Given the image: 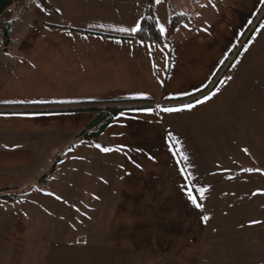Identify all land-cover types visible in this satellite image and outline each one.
Here are the masks:
<instances>
[{
    "label": "crops",
    "instance_id": "1",
    "mask_svg": "<svg viewBox=\"0 0 264 264\" xmlns=\"http://www.w3.org/2000/svg\"><path fill=\"white\" fill-rule=\"evenodd\" d=\"M178 1L153 2L162 45L130 40L144 15L141 2L45 0L52 13L35 0L12 7L9 43L0 45V190L17 197L0 199V264H89L91 232L103 252L149 264H264V168L227 165L219 156L245 147L229 130L264 118V18L213 84L264 0H188L185 9ZM176 15L189 19L169 37ZM100 102L152 107L123 111L86 140L81 132L96 114L81 105ZM75 140L81 149L57 152ZM51 154L59 160L53 177L60 180L65 168L71 188L55 184L50 199L37 198L32 184ZM90 174L104 180L97 190L75 182ZM107 176L116 183L110 199ZM57 208L77 217L56 228L81 240L76 250L49 238ZM40 214L51 224L43 235Z\"/></svg>",
    "mask_w": 264,
    "mask_h": 264
},
{
    "label": "rangeland",
    "instance_id": "2",
    "mask_svg": "<svg viewBox=\"0 0 264 264\" xmlns=\"http://www.w3.org/2000/svg\"><path fill=\"white\" fill-rule=\"evenodd\" d=\"M190 4L191 3L188 0H180L177 3L178 6H180V7L182 6L184 9L188 8V6ZM263 18H264V5L261 8V11H260L258 18L254 22V24H252L248 33L253 32V30L256 27L257 22L259 24ZM262 22H264V19ZM16 24L17 25L14 27V30H15V32H19L21 30V25L18 24L17 22H16ZM0 36H1V33H0ZM247 36H248V34H247ZM259 43H260V48H263L261 50V52H262V54H264V32L259 39ZM252 44H254V43L252 42L250 44L247 51L252 50ZM0 45H2L1 40H0ZM252 52H253V50H252ZM250 55L253 56V53H251ZM242 58L243 57L241 55L238 58V61L234 62V66L232 67L233 71L236 69V66H239L243 63ZM253 62L255 63V66L256 65L258 66V63H256L257 62L256 59L255 60L251 59L250 66H249L250 69H252ZM259 70L261 73L264 74V59H262L260 61ZM257 116H256V118H253L251 116V119L249 121L248 126H246V125L242 126L241 125L240 128H237L233 132L232 131L230 132V130H229L230 135H232L237 141L244 143V144L239 143V145H245V147L241 150H239V149L236 150L234 148L233 149L225 148V150H223L221 153L219 152L220 159H222V161H225L227 163V165L229 162L235 161V162L241 163L242 165H247L249 167H254V165L258 164L260 167L264 168V120H262L264 118L261 119V117H257ZM257 121L259 122L258 125H257V123H258ZM258 133H260V134L257 136ZM58 147L59 148H57V152H59L60 154H62L64 151H67L69 149H73V150L77 151V150L82 148V146L76 140L72 141L71 143L67 144L66 146L59 145ZM48 160H50V166H48V168L44 167L45 171H47V172L45 174L41 175L37 179V182H36L37 184H32V185H36L35 186L36 191L33 190L35 192H33L32 195L36 196L37 198L50 199V196H49L50 190H52V186L55 184L57 185L58 190L62 186L70 187L67 184V181L65 179V177L67 176L69 171H67L64 168L63 175L59 177L60 180H58V178H54L52 171L55 167V164L58 163L59 160H53L52 154L49 156ZM75 180H77L75 182L79 186H82L84 183H86L90 186V189H94V190H97L98 185L101 186V184H103V182H104V180H102L98 176L92 175V174L84 175V176H81V175L75 176ZM105 180H106L105 181V193H106L105 197L110 199V198H112L111 195L115 191V188H116L115 184L116 183H114V182L111 183L108 176L106 177ZM101 192H103L102 189H101ZM115 197L116 196H114V198ZM90 198H91V195H90ZM90 208L92 210L98 212L97 207H90ZM90 208H87V209H90ZM74 211L77 213L76 209H74ZM56 212H57V215H56L57 221L52 222V227H51V231L49 234L50 235L49 238L55 239V241H57L58 243L60 242V244L62 242L64 243V247H60L58 245L59 246L58 248L67 249V251L76 250L77 247L82 246L81 240L76 239L72 232L62 233L61 231L57 230L56 228L58 226L65 227V225H67V226L74 225L76 223L75 220L77 217L75 216V214L72 211H67L68 217L66 216V218L64 216H61L58 208L56 209ZM69 214L73 215L74 217H70ZM72 220H73V222H72ZM38 221H39V224L42 228V231L38 235H43V234H45L44 231L47 230L51 225L49 222L50 219H48V218H46L40 214ZM53 234H55V237L52 236ZM46 235H48V233H46ZM87 245H88L87 249L89 250V254L87 255V260H88L89 264L97 263L99 261H101V263L99 262L100 264H149V262L141 261L139 258H137V256H130L127 254H110L108 251L103 252L104 251L103 250V241L101 240V238L98 237V233H94V232L89 233V238H87ZM72 258H74V256ZM77 258H78V256H75V260Z\"/></svg>",
    "mask_w": 264,
    "mask_h": 264
},
{
    "label": "trees",
    "instance_id": "3",
    "mask_svg": "<svg viewBox=\"0 0 264 264\" xmlns=\"http://www.w3.org/2000/svg\"><path fill=\"white\" fill-rule=\"evenodd\" d=\"M24 0H0V33L3 35L0 36L1 44L6 46L9 43L7 32L8 28L11 25L10 14L13 6L22 3ZM118 3H129V2H141L144 9V15L139 24V29L135 32L134 36L130 39L135 42L140 43H149L154 45H162L163 40L157 26V22L154 15L153 2L154 0H115ZM35 2L43 9L52 13L48 8L45 0H35ZM189 18L185 15H176L171 17L169 23L168 36H172L175 29L185 20ZM258 24V22H257ZM256 24V26H257ZM256 28V27H255ZM254 31V30H253ZM248 34V36L246 35ZM251 33L245 32L236 46L235 52L232 58L223 64L217 74L216 78L213 81V84L216 85L225 75L234 57L238 52L243 48L244 43H246L250 37ZM246 36V37H245ZM245 37L244 42L242 39ZM239 45V46H238ZM234 58V59H233ZM213 85V86H214ZM209 88L204 90L202 94L206 93ZM81 106H86V110L95 112V118L88 124L84 132H81V137H84L86 140H95L101 133L106 129V127L112 122V120L119 115L121 112L126 110L133 109H144L152 107L150 102H100V103H90L84 104ZM17 113V112H15ZM20 113V112H19ZM88 131V133H85ZM7 190H0V199L4 198L10 202L16 200V194H5Z\"/></svg>",
    "mask_w": 264,
    "mask_h": 264
},
{
    "label": "snow or ice",
    "instance_id": "4",
    "mask_svg": "<svg viewBox=\"0 0 264 264\" xmlns=\"http://www.w3.org/2000/svg\"><path fill=\"white\" fill-rule=\"evenodd\" d=\"M157 2L159 3V0H157ZM139 29V25H137V29H134V30H138ZM121 31H128V29H120ZM164 31V29H163V27H161V32H163ZM213 95H215V93H213ZM210 97H205V100H207V99H209ZM204 101H197V103H203ZM185 107L186 108H191V107H193V105H191V104H189V105H185ZM179 110H181V109H173V108H165V109H163V111H166V112H172V111H179ZM150 111V110H149ZM96 147H100V145H96ZM104 152H109V151H111V149H108V148H103L102 149ZM184 159H187L186 157H183ZM249 171H251V170H249ZM200 191V194H201V199L203 198V193L206 191V189H200L199 190ZM58 199H59V197H57ZM189 199H191V201H192V203L197 207V208H200V207H202V205L201 204H199L198 202H197V199H196V197L195 196H193L192 195V193L191 192H189ZM204 219L205 220H207L208 219V217H204Z\"/></svg>",
    "mask_w": 264,
    "mask_h": 264
}]
</instances>
